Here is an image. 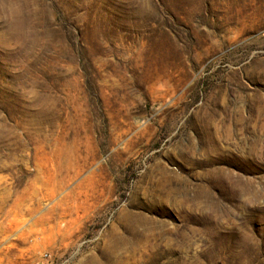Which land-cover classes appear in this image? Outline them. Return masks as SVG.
Here are the masks:
<instances>
[{
    "label": "rangeland",
    "instance_id": "1",
    "mask_svg": "<svg viewBox=\"0 0 264 264\" xmlns=\"http://www.w3.org/2000/svg\"><path fill=\"white\" fill-rule=\"evenodd\" d=\"M264 264V0H0V264Z\"/></svg>",
    "mask_w": 264,
    "mask_h": 264
},
{
    "label": "built area",
    "instance_id": "2",
    "mask_svg": "<svg viewBox=\"0 0 264 264\" xmlns=\"http://www.w3.org/2000/svg\"><path fill=\"white\" fill-rule=\"evenodd\" d=\"M40 264H52V260L48 254L42 255V262Z\"/></svg>",
    "mask_w": 264,
    "mask_h": 264
}]
</instances>
